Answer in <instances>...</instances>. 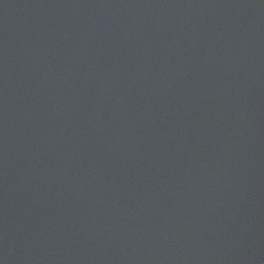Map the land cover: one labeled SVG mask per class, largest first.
Wrapping results in <instances>:
<instances>
[{"label": "water", "instance_id": "water-1", "mask_svg": "<svg viewBox=\"0 0 264 264\" xmlns=\"http://www.w3.org/2000/svg\"><path fill=\"white\" fill-rule=\"evenodd\" d=\"M0 264H264V0H0Z\"/></svg>", "mask_w": 264, "mask_h": 264}]
</instances>
